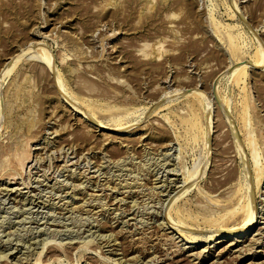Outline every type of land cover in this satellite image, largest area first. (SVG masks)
I'll use <instances>...</instances> for the list:
<instances>
[{
	"label": "rangeland",
	"instance_id": "1",
	"mask_svg": "<svg viewBox=\"0 0 264 264\" xmlns=\"http://www.w3.org/2000/svg\"><path fill=\"white\" fill-rule=\"evenodd\" d=\"M115 113L122 129L96 122ZM22 148L0 177V264L264 260V0H0V161ZM217 175L248 183L246 237L263 234L203 262L188 255L222 235L202 214Z\"/></svg>",
	"mask_w": 264,
	"mask_h": 264
},
{
	"label": "bare ground",
	"instance_id": "2",
	"mask_svg": "<svg viewBox=\"0 0 264 264\" xmlns=\"http://www.w3.org/2000/svg\"><path fill=\"white\" fill-rule=\"evenodd\" d=\"M25 50V49H24ZM259 52V51H258ZM24 53V52H23ZM33 53V56H37V58L40 59L41 64L40 63V66L42 65L43 68L45 67V65H48L50 68H52V64H50V59L46 53V51L41 48V47H36V49L34 48V51H32ZM22 54V53H21ZM26 54V53H25ZM30 55V54H29ZM32 55V54H31ZM259 56V55H258ZM31 57V56H29ZM36 58V57H35ZM15 63V62H14ZM12 64V63H11ZM6 66V65H5ZM14 66V65H13ZM12 66V67H13ZM12 67H10V69H8L9 71L12 69ZM35 68V67H34ZM42 68V67H41ZM40 68V69H41ZM232 69V68H230ZM6 70L4 72L8 73L9 71ZM241 70V67H234L233 70H232V76L235 78V76L237 75L238 72H240ZM8 71V72H7ZM56 72V71H55ZM54 72V73H55ZM57 73V72H56ZM59 74V73H58ZM55 79V78H54ZM57 80H59L57 78ZM60 81V80H59ZM58 82V81H57ZM195 93V92H194ZM197 93V92H196ZM193 93H191L192 95ZM196 95V94H194ZM199 97V96H198ZM167 106V105H166ZM84 109V108H83ZM83 109H81L79 107V112H86V111H83ZM112 110V109H111ZM114 111V109H113ZM123 112V111H122ZM128 113V111H127ZM126 113V114H127ZM90 115V114H89ZM123 114L121 113H115V116H112L113 119L111 120H115V122H118L117 120L121 119V117ZM125 115V114H124ZM91 117V116H90ZM120 117V118H119ZM93 118V117H92ZM118 118V119H117ZM95 119V118H94ZM106 119V117L104 118ZM100 121V120H99ZM96 122L99 124V126L102 128V129H106V130H118L122 127L121 123H105V124H102V123H99L97 120ZM111 122V121H110ZM126 123V122H125ZM124 127V125H123ZM122 129V128H121ZM245 131V130H244ZM250 136V135H249ZM251 137V136H250ZM249 137V138H250ZM250 141V143L252 144V154H253V158L254 160H257L258 157H259V154L257 153V147L256 145L254 144V141L251 137V139H248ZM251 146V145H250ZM261 155V154H260ZM27 154L25 153V148H22L20 151H17V150H14L13 152H10V153H7L5 155V157L2 159V161H0V177L1 176H4V175H7L10 168L11 167H22V165L24 164V162L26 161V158H27ZM263 156V155H262ZM259 160V159H258ZM259 163V161H258ZM262 164V163H261ZM259 163V167L261 165ZM262 166V165H261ZM258 168V167H257ZM260 170V169H259ZM258 170V171H259ZM262 174V172H261ZM259 175V174H257ZM13 176V175H12ZM220 176V175H219ZM219 176L217 175L215 178H213V182H214V187L213 189L209 192V193H206L205 194L203 193V197L206 201H203L205 202V204L208 203V206L206 205V209L203 208V218L205 221H207L206 224L209 225V223H211V220L212 219V214L214 213H217L216 215L213 216V219L214 217L216 216V219L218 220L217 222L215 221L216 219H214V221L216 222V224H214L215 222H213L212 220V223L211 224H214L215 228L213 226H210L209 228L212 229L213 231H216L221 235V237L218 239L217 242H215V244L213 246H206L204 247L202 250H200V252H192L191 254H189L188 256L189 257H194L196 259L199 258V260H202L201 257H203V262L205 261V259H207L209 256H212V257H222L225 253H228V254H236L238 255V253L240 254L243 253L244 251L246 250H249L251 249L252 245L255 246L256 243H258L257 239H259L260 235L263 234V232L261 233V228L257 229V232L255 234H253L252 237H246V232L249 230V228L251 227L252 223L254 222V208H253V198L251 196V190L249 191L250 188H248L249 186L248 183L246 184V190H247V196H244V194L241 192L242 191V187L240 188L239 186L241 185H236V183L232 180V176L231 177H225L222 179L219 178ZM260 176V175H259ZM261 177V176H260ZM181 179V178H180ZM187 179V178H186ZM183 180V179H182ZM260 180V179H258ZM184 184L187 180H183ZM233 182V183H232ZM258 182V181H257ZM260 182V181H259ZM238 184V182H237ZM176 187V186H175ZM180 187V186H179ZM4 188V186H3ZM244 188V187H243ZM11 189V188H10ZM185 189V188H184ZM241 189V190H240ZM181 193L179 192V194H175L173 195L171 198H170V208L173 207L174 205H176L188 192H189V189H185V190H180ZM200 192V191H199ZM198 192V193H199ZM201 193V192H200ZM245 193V192H244ZM187 196V195H186ZM169 199V198H168ZM183 200V199H182ZM181 200V201H182ZM197 201V200H196ZM201 201V200H200ZM199 201V202H200ZM168 203V202H167ZM181 205V204H180ZM179 206V205H178ZM201 207V206H200ZM205 207V205L203 206ZM176 208V207H175ZM178 208V207H177ZM182 208V207H181ZM179 208V210L181 209ZM75 209V208H74ZM171 210V209H170ZM176 210V209H174ZM182 210V209H181ZM180 210V212H181ZM187 210V209H186ZM178 213H180L179 211H176ZM202 214H201V217H202ZM168 215V213H167ZM190 215V214H189ZM169 216V215H168ZM169 218V217H168ZM170 220V219H169ZM210 221V222H208ZM121 223V222H120ZM178 225V224H177ZM207 225V226H208ZM188 227V226H187ZM191 227V226H190ZM208 228V229H209ZM209 229V230H210ZM263 229V228H262ZM146 232V231H145ZM234 232V234H233ZM149 232H146L144 234H148ZM230 233H232L233 237L230 238L228 241L225 240V238H227L228 235H230ZM139 234H142V233H139ZM149 235V234H148ZM152 235V234H151ZM219 235V234H218ZM257 235V236H256ZM143 236V235H142ZM150 236V235H149ZM208 236V235H207ZM140 237V235H139ZM172 237L171 235L168 234V232H166L164 229H161L159 230V232L157 233V236L154 237L155 240H151V246L149 247H152L154 245L157 246V244H165L168 240H172ZM196 237V236H195ZM133 238V237H132ZM138 238V237H137ZM152 238V237H151ZM189 239H186V242L188 243H207V241H211V237L208 236L206 237L207 239H200L199 241H195L197 238H195V240H193V236L192 237H188ZM241 238V239H239ZM244 238V240H243ZM136 239V238H135ZM139 239V238H138ZM143 239V238H141ZM192 239V240H191ZM145 240V239H144ZM143 240V241H144ZM147 240V239H146ZM145 240V241H146ZM202 240V241H201ZM142 241V240H140ZM245 242H247L246 246L249 245L250 247H247L246 248H242L241 249V245L244 244ZM57 243V242H56ZM89 243V242H88ZM168 243V242H167ZM223 244V243H226L225 246H223L221 248V250H219L217 253H215L216 251V248H217V245L218 244ZM54 244V243H53ZM240 245V248H238ZM49 246V245H48ZM56 246V245H55ZM53 246L52 249L54 248L55 251L53 252H58L59 254H63L64 252L63 251H66V252H69L70 249L69 247L67 249H62V247L60 248H57V246L55 247ZM60 246V245H59ZM86 246V245H85ZM66 247V246H65ZM71 247V246H70ZM178 247V246H177ZM243 247V246H242ZM263 247V246H262ZM51 247H47V249L49 250ZM238 248V249H236ZM70 249V250H69ZM193 249V248H191ZM236 249V250H235ZM261 250V249H260ZM263 250V249H262ZM47 251V250H46ZM52 251V250H51ZM237 252V253H236ZM263 252V251H262ZM262 252H259V253H262ZM49 253V252H47ZM74 253V252H73ZM190 253V252H189ZM254 253V252H252ZM258 253V254H259ZM56 254V253H55ZM58 254V255H59ZM245 254V252H244ZM250 254V253H249ZM54 255V254H53ZM236 255L232 256V257H236ZM254 255V254H253ZM41 256V255H40ZM55 256V255H54ZM53 256V258H54ZM226 256V255H225ZM230 256V255H229ZM239 256V255H238ZM192 257V258H193ZM243 257V256H242ZM263 257L260 256L258 258H256V256H254L253 258H249L250 261L247 263V264H264V260H261V261H257L259 260V258ZM2 258V257H1ZM25 258V257H24ZM46 258V257H45ZM50 258V257H49ZM52 258V257H51ZM52 258V259H53ZM57 258V257H56ZM55 258V259H56ZM218 258V259H219ZM230 258V257H229ZM58 259V258H57ZM158 259V258H157ZM236 259V258H235ZM7 260V259H6ZM50 259H46L45 261H41L39 259V257H37V259H35V262L34 264H51ZM217 260V259H216ZM215 260V261H216ZM5 261V260H4ZM9 261V260H8ZM74 262V261H73ZM72 262V263H73ZM220 262V261H219ZM218 262V263H219ZM231 262V260H230ZM3 263V262H2ZM109 263V262H108ZM146 263V262H145ZM6 264V263H5ZM9 264V263H7ZM74 264V263H73ZM102 264V263H101ZM104 264V263H103ZM107 264V262H106Z\"/></svg>",
	"mask_w": 264,
	"mask_h": 264
}]
</instances>
